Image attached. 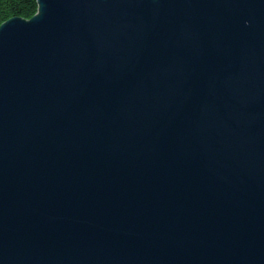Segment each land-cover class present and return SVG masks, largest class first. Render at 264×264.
<instances>
[{"label": "water", "instance_id": "obj_1", "mask_svg": "<svg viewBox=\"0 0 264 264\" xmlns=\"http://www.w3.org/2000/svg\"><path fill=\"white\" fill-rule=\"evenodd\" d=\"M0 26V264H264V0H38Z\"/></svg>", "mask_w": 264, "mask_h": 264}, {"label": "trees", "instance_id": "obj_2", "mask_svg": "<svg viewBox=\"0 0 264 264\" xmlns=\"http://www.w3.org/2000/svg\"><path fill=\"white\" fill-rule=\"evenodd\" d=\"M38 6V0H0V26L13 17H33Z\"/></svg>", "mask_w": 264, "mask_h": 264}]
</instances>
